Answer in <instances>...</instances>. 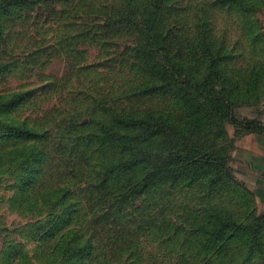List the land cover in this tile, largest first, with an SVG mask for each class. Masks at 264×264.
<instances>
[{
  "label": "rangeland",
  "instance_id": "rangeland-1",
  "mask_svg": "<svg viewBox=\"0 0 264 264\" xmlns=\"http://www.w3.org/2000/svg\"><path fill=\"white\" fill-rule=\"evenodd\" d=\"M0 264H264V0H0Z\"/></svg>",
  "mask_w": 264,
  "mask_h": 264
}]
</instances>
